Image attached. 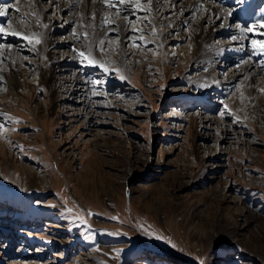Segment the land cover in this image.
<instances>
[{
    "label": "rangeland",
    "instance_id": "1",
    "mask_svg": "<svg viewBox=\"0 0 264 264\" xmlns=\"http://www.w3.org/2000/svg\"><path fill=\"white\" fill-rule=\"evenodd\" d=\"M57 1L39 0L45 15L36 31L29 18L21 21L41 39L35 51L22 37L0 38V77L10 62L20 69L15 90L0 79V264H264V111L259 103L246 113L232 106L243 75L220 83L249 59L264 62L251 43L264 40V27L232 15L229 33L214 42L236 48L215 54L220 79L207 85L190 78L205 68H195L189 21L173 27L176 6L160 0L169 9L130 19L145 34L166 27L161 38L122 49L111 33L116 50L103 47L111 56L123 50L125 63L101 61L108 72L74 63L66 71L86 79L79 87L90 86V95L100 81L85 103L52 65L51 55L61 56L49 43L69 39L62 51L69 58L84 52L100 61V49L85 47L88 35L73 39L87 20L84 7L60 11ZM209 1L244 11L241 0ZM253 24L263 34L237 31ZM7 43L18 54L13 61L1 55Z\"/></svg>",
    "mask_w": 264,
    "mask_h": 264
},
{
    "label": "bare ground",
    "instance_id": "2",
    "mask_svg": "<svg viewBox=\"0 0 264 264\" xmlns=\"http://www.w3.org/2000/svg\"><path fill=\"white\" fill-rule=\"evenodd\" d=\"M145 1L143 2L141 1V2L146 5L147 2ZM159 1L160 0H152V3H151L152 13L150 12L152 14L151 17L158 16L157 12L159 8L162 11H164L163 9H169V7H162ZM170 1L172 2L173 5L176 6L175 11H176V14H178L174 17L173 19L174 22L171 25L173 27H178L184 22L189 21L186 24H190L189 32L194 42V51L198 53L197 58L194 62L195 68L196 69L199 68V70L200 69L202 70L204 67L206 69V70L204 69L200 71L199 73L194 74L195 76H192L190 78L196 81L198 80L206 81L207 85L209 82L214 84L218 78L220 79L219 74L217 72L215 73L213 69L214 67L213 60H215V54L217 53L220 54V52L223 49H228V53L226 54V57H229V52L232 49L236 48V47H231V46L230 48H225L227 44L225 45L223 43L219 44V43L214 42V36L218 32H222V34L223 32L224 33L227 32L226 24L233 17L232 15L237 16L239 19L241 17L247 16L248 19H251V20L254 19L256 20L258 25L264 27V17H263L264 9H256V6H258L262 2V0H241L242 1L241 8H243L244 11L236 12L235 14L231 13V15H229L230 10L229 11L228 9L225 10V8L209 0H170ZM0 2L2 1L0 0ZM30 2L31 4L26 3V0H18L13 5L11 3H9V5L0 4V11L7 9V12H8L7 15L0 16V27L7 28L8 24L11 23L13 27L16 28L17 30L22 29L26 34H29L28 33L29 31L30 33H33L34 31H31V27L29 28L25 24L24 26L23 22H21L23 18H29L31 23L32 24L34 23L33 27H34V30L36 31L37 28L42 25L40 21H41V18L45 15V13H44V10L40 9L39 7V0H30ZM56 3L58 4L57 8H59L60 11H61V8H66L69 10L71 7L75 6V4L77 5L76 6L77 10L79 9L80 6L84 7L83 16H86L87 20H84V26L81 29H76L75 31L80 34V37H79L80 40H83L82 38H83L84 33L88 34V37L90 39L88 41H85V44H86L85 47L87 46L93 47L97 44L99 46V49L100 48L104 49L103 46L107 44L108 46L107 50H111L112 52L115 51L116 49L113 44L114 42L112 38L110 37L111 33L117 35V37H115V41H118L122 49H124L127 43L131 44V41L129 40L130 36L137 37L136 41L138 40L140 44H143V42H141L138 39L140 33L136 32L135 29L133 30L132 26L127 27L128 21L124 19L126 15L130 16V18L131 16L134 18L135 16H137V15L132 14V9L134 7V5L132 4H125L122 6L118 5L120 7V14L117 15L116 8L115 7L107 8L105 4L103 3V0H58ZM112 3L114 5H117L118 0H112ZM16 9H19V11H17ZM33 13H35V15H33ZM181 13H188V14L180 15ZM93 14H95L94 19H93ZM105 14H107L109 19L115 20V24H104L102 27L101 25H102V21L104 20ZM37 17H39V20H37ZM116 25H119L118 29H116ZM134 25L136 26L135 27L136 29L142 28L140 24L134 23ZM215 25H221V27H216ZM47 27H49V30L46 31L45 34L49 36L53 33L52 31H54L55 26L48 24ZM59 29L62 30V28H59ZM166 30L167 28L164 27L163 32H165ZM134 31L136 32L135 34L132 33ZM237 31H240V30H237ZM163 32L161 34H158V32L156 31V33L159 35L160 38ZM255 32L262 33V32L254 30L253 32H250V34H255ZM143 35L146 41L155 42V40L159 39L157 35L153 36L152 33L145 34L143 31ZM16 37H21V36L11 35V34H0V38L6 39V40L14 39ZM179 37H181V39H184V36H182L181 33L180 35H178V38ZM242 38H240V41L241 43L242 42L244 43V39ZM73 39L76 40L78 38L74 36ZM101 40H103L104 42L103 44H100ZM69 41H70L69 39L64 38L61 42H58V43L50 42L49 43L50 48L54 47L53 49L54 53L56 54L58 53L59 56H61V59L59 60L55 59L50 53L51 58L49 60H51L52 65H54V67H57V69L60 71L59 73H63L64 71V74H66L65 75L66 78L67 79L70 78V80L73 82L74 85H78V88H79L78 95L84 98L83 100H85V103H86L87 98L92 97L93 95V94L90 95L91 94L90 86L86 85L84 91L82 92L81 91L82 88L79 87V85L85 86L84 82H87V80L84 78L83 79L80 78L79 74L77 75L75 73L76 71L71 73L69 77H68L69 73L66 72V71H69V69H71L72 64L81 63V60H82V57L78 53H77L78 55H76L75 57L71 56L69 58L68 56L64 54V52H62L64 46H66ZM11 45L12 44L10 43L9 44L7 43L6 45H4L1 55L4 54V56L8 60L13 61L16 59L18 54L16 55V52L10 50ZM81 47L83 46L79 47L78 44H76L75 49L79 52L81 51ZM162 52H165V50L162 49ZM117 55L118 56H111L104 49L103 53L101 51L99 52L100 59L98 60H100V62L102 61L103 63H106L109 61L111 63L115 62L116 64H122L126 62L127 58L125 57V55L127 54L123 50L121 53H118ZM88 56L89 55H85L84 59L86 58L92 59L91 56L90 57ZM249 60L245 61L244 65H242L241 67L239 65L238 68L240 70L237 68L228 70L226 75L223 77V80H220V83L222 84L225 83V85H230V84H235L239 80L240 75L244 76V78L241 80L242 82H241L240 88L237 85V92L234 91L235 93L233 97L230 99V102L232 106L235 108V110L240 112L242 111V108H243L244 113L247 112L251 104H255V103H259L260 104L259 106L264 111V62L256 66L251 60L250 61ZM88 61H85L84 63H88ZM10 65L11 66L8 67V70H5L4 73L2 72L3 74H1V77L3 80L6 78V81L15 90V87L19 86L20 84L17 78L20 73V69L17 65H15L12 62H10ZM252 67L255 68V71H254L255 73L248 71L249 69H252ZM54 71L55 70H53L52 68H49L46 73V76L49 75L51 78L46 77L45 79L47 80L53 79ZM97 92L99 93V95L102 94L99 91ZM241 92H243V95L245 96V100H246V96H249V99L247 102L243 99L241 100L240 97H239L240 100L238 99V96L240 95ZM96 102L99 103V101H96ZM206 119L209 120V118L207 117ZM213 120L214 119H211V122H213ZM211 122H208V124H212Z\"/></svg>",
    "mask_w": 264,
    "mask_h": 264
},
{
    "label": "snow or ice",
    "instance_id": "3",
    "mask_svg": "<svg viewBox=\"0 0 264 264\" xmlns=\"http://www.w3.org/2000/svg\"><path fill=\"white\" fill-rule=\"evenodd\" d=\"M103 3L105 4V6L107 8H116V13L117 15L120 14V6L125 5V4H132L134 5L133 9H132V14L133 15H137L140 11H144V12H151V3L152 0H147V4L145 5L144 3L141 2V0H118V4L114 5L112 3V0H103ZM17 11H19V9H16ZM7 9H4L2 11H0V16H5L7 15ZM33 15H35V13H33ZM229 15H231V12H229ZM95 18V14H93V19ZM137 18H139V16L137 15ZM124 19L126 21H128L129 25H131L136 32H139L140 35L138 37V39L143 42V46H147L148 43H154V41H146L145 37L143 35V29H136L135 25L132 23V20L130 19V16H125ZM37 20H39V17H37ZM104 24H115V20H111L108 18L107 14H105L104 20L102 21V27ZM148 24L151 25V21H148ZM44 27H47V25H44ZM257 27V25L253 24L251 26H240V31L242 34L244 33H250L253 32L254 29ZM119 28V25H116V29ZM0 34H11V35H17V36H21L23 39L27 40L29 44H31L33 46V50L35 51V46L39 43H41V39L39 38V36L36 33H30V34H26L22 29L21 30H17L16 28L13 27V25L11 23L8 24V27H0ZM73 35L76 36L77 38L80 37V34L77 33L75 31V29H73ZM85 38H87V33L83 34ZM153 36H156L157 33L155 31H153L152 33ZM136 39L137 37L134 36H130L129 40L131 41L130 46L132 47H136V48H140L142 47V44H138L136 43ZM233 39H236V37H233ZM103 40L100 41V44H103ZM252 46H253V52L256 55H262L264 54V40L262 41H257V40H252L251 41ZM100 51L103 53L104 49L100 48ZM79 55L84 58L85 57V53L84 52H79ZM90 55V53H89ZM89 64L93 65V66H97L100 68H103L105 72H108L109 69L107 67H105V65L103 63H101L100 61H96L95 59H89ZM81 63H84V59L81 60ZM115 71L119 72V69H115ZM121 79H124L125 77L121 76ZM0 79H2V77H0ZM100 83V81H93V95H96V91H95V87ZM225 108H227V105H224ZM0 115H6L4 113H0ZM221 116L224 115V113H220ZM11 119V117H9ZM237 120H239V117H237ZM19 122V121H16ZM0 130H6L4 129L3 125H0ZM71 211V209L69 210ZM81 220H83V217H80ZM113 219H115V217H113ZM160 238V237H158ZM175 246V245H173ZM200 264H204V261H200Z\"/></svg>",
    "mask_w": 264,
    "mask_h": 264
}]
</instances>
